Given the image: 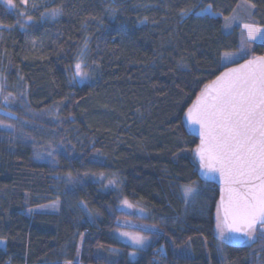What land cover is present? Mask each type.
Here are the masks:
<instances>
[{"label":"trees","instance_id":"1","mask_svg":"<svg viewBox=\"0 0 264 264\" xmlns=\"http://www.w3.org/2000/svg\"><path fill=\"white\" fill-rule=\"evenodd\" d=\"M14 2L0 0L3 95L17 97L6 106L15 116L0 112L17 125L0 127V264H264V240L221 243L220 188L199 178L200 140L185 116L234 65L221 59L238 47L225 18L264 26V0ZM209 5L214 15H195ZM25 10L31 21L18 15ZM85 39L89 76L72 83ZM253 56H264V44ZM190 181L198 191L185 204ZM124 198L146 214L128 212ZM56 200L57 212L36 211ZM122 221L157 226L132 229L150 237L135 259L114 235Z\"/></svg>","mask_w":264,"mask_h":264},{"label":"snow or ice","instance_id":"2","mask_svg":"<svg viewBox=\"0 0 264 264\" xmlns=\"http://www.w3.org/2000/svg\"><path fill=\"white\" fill-rule=\"evenodd\" d=\"M3 3L10 8L17 7L14 0H3ZM28 3L29 0H20V5L27 6ZM31 7L35 9L38 5L33 2ZM192 12L190 8L181 9L180 15L185 17ZM62 14V6L48 10V15L53 19ZM18 15L21 18L26 16L27 21L33 19L27 10ZM44 15L45 13H41V16ZM195 15L212 16L214 13L209 5L207 8H200ZM225 19V27H230L227 18ZM17 23L24 27L26 21L18 20ZM243 28L247 30V39L242 33L239 52L225 51L222 53V60L235 63V58L242 59L248 54L250 41L264 44V27L244 24ZM87 49L88 40L85 39L76 58L73 79L79 77L83 80L89 76L88 72L82 71V66L86 64ZM3 93L4 86L0 83V112L13 117L15 114L6 106L17 97L12 93ZM185 116L190 125L198 126L195 131L200 143L193 151L199 168L203 170L202 174L205 178L218 175L220 179L221 196L216 205L215 229L221 243L233 240L253 243L258 238L264 240V56H253L238 67L229 68L227 72L217 76L211 85H205ZM0 127L17 130L16 124L6 123L4 118H0ZM37 155L40 153L37 152ZM47 155L52 156V151H48ZM68 176L71 177V173ZM100 177L106 178L103 173ZM118 183V178L108 180L109 185ZM197 191L194 181L181 186L185 204L195 198ZM58 203V200L53 201L48 207L56 208ZM123 204L133 207L127 198H124ZM143 227L155 229L157 226ZM120 235L135 246V250L129 253L130 256H135L137 250L146 247L150 239L143 232L125 231L120 232ZM158 251L164 255L163 248ZM66 264L72 262L67 261Z\"/></svg>","mask_w":264,"mask_h":264},{"label":"rangeland","instance_id":"3","mask_svg":"<svg viewBox=\"0 0 264 264\" xmlns=\"http://www.w3.org/2000/svg\"><path fill=\"white\" fill-rule=\"evenodd\" d=\"M227 23L230 24L231 26L230 27H225V24H226V22H225V24H224V32L227 33V34L237 33L238 47L235 50L229 51V52H233V53H238L239 52L242 33H243L244 38L247 39V30H245L243 28L244 24H256L257 26L264 27L263 25H260V24L255 23V22H251V21H245L244 22V21L241 20L240 17H232L231 19L227 20ZM257 44H261V43H259L258 41H250L248 43V49H249L248 54L245 55L242 59L238 58V57L235 58L236 59L235 63L237 64L238 62H240V61H242V60H244L246 58H249V59L252 58L253 57V49H254V47ZM222 61H223L224 65H233V64H235V63H229V62H227L225 60H222ZM84 68H85V65L82 66V71L85 72ZM74 71H75V69L73 68V70L71 72V82L72 83H75L76 81H80L81 83L86 81V78L83 79V80H81L79 77H77L76 79H73ZM0 83L3 84L1 74H0ZM0 100H1V97H0ZM110 179H113V178H110ZM197 186L198 185H196V187ZM123 208L127 209L128 212L133 213V214L135 213V214H137L139 216H144L146 214L145 211L141 212V208H138L135 205H133V207H127V206H125L123 204ZM58 210H59V206H57L56 208L46 207L45 206V207L38 208L36 211H38V212H46V211L57 212ZM120 224H121L122 227L115 231V233H114L115 237L119 241H121V242H123V243H125V244H127V245H129V246H131V247H133L135 249V246L132 245L131 242L126 237H122L120 235V232H125L126 231V232L136 233V231H133L132 229H134V228H144L143 227L144 225L142 224V226H141L140 224L136 223L135 221H122ZM149 243H150V239H149V242H148L147 246L144 247L143 249H146L149 246ZM4 245H5L4 242L0 241V246H2L4 248ZM137 251H139V250H137ZM137 251H136V255L132 256V258L135 259L137 257Z\"/></svg>","mask_w":264,"mask_h":264},{"label":"water","instance_id":"4","mask_svg":"<svg viewBox=\"0 0 264 264\" xmlns=\"http://www.w3.org/2000/svg\"><path fill=\"white\" fill-rule=\"evenodd\" d=\"M257 57H259V56H257ZM245 61H246V60H245ZM245 61H242V62H240V63L234 64L233 66H230V67L224 69L219 75H221V74L224 73V72H227L229 68H236V67H238L239 64H242V63H244ZM219 75H218V76H219ZM215 79H216V78H215ZM215 79H214V80H215ZM208 85H211V83H209ZM186 123H187V127H188L189 131H190L193 135L199 137L198 133L195 131V129L198 128V126H197V125H190L189 122L187 121V118H186ZM202 173H203V170L200 169V170H199V178H200L202 181H207V182H209V183L215 184L216 186H218V187L220 188V179H219V176H218V175H216V176H214V177L205 178L204 175H203ZM220 196H221V191H220ZM219 201H220V199H219ZM233 235H237V234H233ZM230 243H232V244H234V245H244V244L247 243V242H243V241H240V240H233V241H231Z\"/></svg>","mask_w":264,"mask_h":264}]
</instances>
